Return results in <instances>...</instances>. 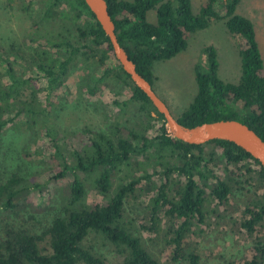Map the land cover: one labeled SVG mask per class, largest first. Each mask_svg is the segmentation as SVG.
I'll list each match as a JSON object with an SVG mask.
<instances>
[{
	"label": "trees",
	"instance_id": "trees-1",
	"mask_svg": "<svg viewBox=\"0 0 264 264\" xmlns=\"http://www.w3.org/2000/svg\"><path fill=\"white\" fill-rule=\"evenodd\" d=\"M242 1L206 0L195 14L191 0H107L121 45L152 84L154 62L174 58L187 48L191 35L207 28L212 19L223 20L238 40L240 81L220 78L216 48L207 46L206 68H195L197 94L178 120L193 127L236 119L264 140V60L253 21L238 12ZM25 2L27 10L43 3L45 17H62L65 26L70 22L73 29L68 27L46 39L35 38L31 63L26 62L21 50L15 51L13 55L18 58L11 60L0 44V139L5 129L19 125L18 119L24 117L25 125H19L28 136L24 155L43 156L60 165L50 168L45 180L11 172L0 180V208L21 209L28 200L26 193L32 190L46 192L50 198L61 190L62 203L57 207L60 212L48 220L42 232L7 225L0 235V264H108L105 257L85 246L91 233L102 235L124 252V264H160L141 236L123 222L126 200L143 188L152 192L143 228L159 234L162 217L166 216L170 222L166 242L173 247L174 259L198 264L200 257L187 251L186 238L195 225L205 222L208 198L226 202L234 177L243 168L249 173L255 171L251 165L258 167L261 190L245 204L236 223L253 239L254 252L238 264H264V236L258 235L264 227V168L260 162L228 140L189 144L176 139L163 114L117 61L108 36L85 0ZM153 11L155 21L149 19ZM21 59L33 69L26 75L13 67V62ZM112 59L115 64H110ZM79 60L88 68L91 94L100 90L98 84L108 77L129 87L127 101L117 100L115 104L125 110L129 103L140 102L147 118L143 129L111 123L105 130L85 128L65 141L62 129L51 121L57 108L54 95ZM40 80L45 83L43 87L35 85ZM42 90L47 92L43 101L38 96ZM154 121H159L160 127L151 135ZM43 141L48 142L46 150ZM208 144L214 145L209 152L205 149ZM138 158L139 166L151 162V170L133 172L132 160ZM86 174H95L93 186L103 201L87 203Z\"/></svg>",
	"mask_w": 264,
	"mask_h": 264
},
{
	"label": "rangeland",
	"instance_id": "rangeland-1",
	"mask_svg": "<svg viewBox=\"0 0 264 264\" xmlns=\"http://www.w3.org/2000/svg\"><path fill=\"white\" fill-rule=\"evenodd\" d=\"M191 2L194 13L199 14L206 0H191ZM26 6L25 0H0V44L11 60L17 57L13 55L15 51L18 53V50H21L26 57V62L31 63L30 57H34L32 48L37 46L33 42L35 38L46 39L52 36L51 34L64 32L68 27L72 30L73 25L69 22L65 26L62 17H45L43 3L36 4L29 10ZM238 12L253 21L264 60V0H243ZM149 19L155 21L154 11L150 12ZM209 45L216 48L220 78L226 82L238 83L242 75L238 40L228 31L223 20L212 19L207 28L191 35L187 48L174 58L154 62L153 87L177 118L189 107L197 94L195 68L197 65L206 68L205 48ZM115 62L116 60L112 59L110 64ZM13 67L25 75L29 73V70H33L24 63L23 59L15 60ZM44 84L43 80H40L35 85L43 87ZM88 85V68L79 60L76 66L71 68L64 85L54 95L57 108L52 112L51 121L62 129L65 141H70V138H74L85 128L105 130L111 123L131 125L135 128L139 125L138 129H143L142 125L146 123L147 118L141 110L140 102L129 103L125 110H120L115 104L117 100L127 101L128 86L108 77L98 84L100 90L91 94L88 91ZM38 94L41 101L46 99V90L39 91ZM18 120L19 125H25L24 117ZM153 123L154 127L149 130L151 135L157 134L160 127L159 121ZM19 125L16 123L10 125L0 139V180H4L11 172L45 180L47 171L60 164L43 156L27 158L23 149L28 136ZM41 145L45 150L48 148V142L43 141ZM80 146H83V142ZM213 148V144H208L205 149L209 152ZM67 152L69 159L73 160L71 152L69 150ZM139 159L132 160L130 169L133 172H142L147 168L151 170V162L149 165L139 166L136 164ZM251 167L255 171L249 173L243 168L234 177L232 192L226 202L221 204L211 197L208 198L205 222L195 225L186 238L187 251L196 253L200 257L198 264H238L253 256V239L242 233L236 223L243 213L245 204L251 198L257 197L259 194L257 192L261 190L257 182L258 167L256 165ZM94 175L84 176L88 204H96L104 199L93 186ZM60 191L50 198L46 192L44 195L32 190L29 194L26 193L28 200L21 209L10 211L0 208V235L4 234V228L7 225L42 232L48 220L56 212H60L58 209L62 203ZM151 193L144 188L138 189L126 200L123 222L141 236L145 247L159 260L160 264H191L185 259H174L173 247L166 242L170 224L166 216L162 217L159 234L143 228L147 224L144 217L145 210L150 205ZM260 234L264 236V227L258 235ZM84 244L91 251L105 257L108 264H124L125 253L106 241L102 235L91 233Z\"/></svg>",
	"mask_w": 264,
	"mask_h": 264
},
{
	"label": "water",
	"instance_id": "water-1",
	"mask_svg": "<svg viewBox=\"0 0 264 264\" xmlns=\"http://www.w3.org/2000/svg\"><path fill=\"white\" fill-rule=\"evenodd\" d=\"M85 2L108 36L117 61L130 75L134 84L147 95L158 112L163 114L169 131L176 139L189 144H205L215 139L228 140L243 148L264 168V140L247 124L236 119L203 122L193 127L182 124L157 94L153 84L138 71L136 63L121 45L107 0H85Z\"/></svg>",
	"mask_w": 264,
	"mask_h": 264
}]
</instances>
